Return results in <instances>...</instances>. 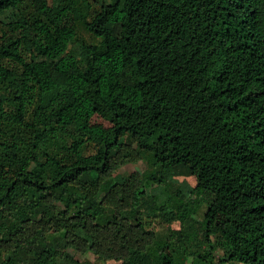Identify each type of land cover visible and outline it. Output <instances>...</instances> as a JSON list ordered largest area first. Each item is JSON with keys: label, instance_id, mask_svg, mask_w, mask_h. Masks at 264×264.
Listing matches in <instances>:
<instances>
[{"label": "trees", "instance_id": "1", "mask_svg": "<svg viewBox=\"0 0 264 264\" xmlns=\"http://www.w3.org/2000/svg\"><path fill=\"white\" fill-rule=\"evenodd\" d=\"M151 212L192 234L159 237ZM162 247L264 264V0H0V264H168Z\"/></svg>", "mask_w": 264, "mask_h": 264}, {"label": "rangeland", "instance_id": "2", "mask_svg": "<svg viewBox=\"0 0 264 264\" xmlns=\"http://www.w3.org/2000/svg\"><path fill=\"white\" fill-rule=\"evenodd\" d=\"M77 41L70 43L68 45L67 48V52L72 54L73 56L77 57V58H82L83 57V52L82 49L80 47V43L81 40L82 41H86V42H92L94 41V39L92 38L91 35L88 34V32L84 31V29H82V27L77 29ZM94 122L96 123H101L105 126H108V124L104 121H102L99 117L95 116L93 119ZM156 135L160 134L162 131L157 128L155 130ZM155 139V137L152 139V141ZM148 160L145 159V157L140 158V159H135L133 161L130 162H126L122 165H119L118 167H116L112 173H111V178H115L117 176H121L123 178H127L128 176H131L134 173H142L144 172V170L148 169ZM83 179L85 180H90L92 179L89 175H84ZM174 181L171 183V186L168 187V183L162 184V187H165V191L162 192L158 198V203L162 204L164 201H166L167 198H169V196L171 195V193H174V191L176 190L177 187H181L184 191L188 190V187H192L195 185V181L192 177H174L173 178ZM31 214L33 217L35 218H39L40 216V212L36 207H32L31 210ZM146 215V214H145ZM149 216V219L151 218V226L149 227V230H154L157 232V234L159 235V237L162 238H166L169 234V232H174L177 237L179 235V233L181 232L182 234H180V237L182 238L181 235H183L184 237H188V235L192 234V231H190L189 229L187 230L186 228L182 227L179 221H171V222H163L160 218V215L157 212H151L147 214ZM169 238V237H168ZM175 238V237H174ZM182 240L180 239L179 241L174 240V242L178 243L179 245H181ZM192 243H194L196 241V239H192L191 240ZM69 252L74 256L75 259L79 260V261H83V260H87L90 261L91 263H95V264H121L120 261H116V260H105V261H98V259L96 258L95 255H93L92 253H87L84 255H81L79 253L74 252L73 250L69 249ZM160 252L163 253L166 261L168 264H171L173 262V256L172 254L168 251L167 248L162 247L160 249ZM216 258L218 259V255H216ZM216 262V261H215Z\"/></svg>", "mask_w": 264, "mask_h": 264}]
</instances>
